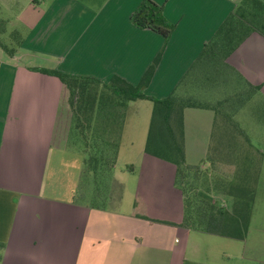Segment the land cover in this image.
Here are the masks:
<instances>
[{"label":"crops","instance_id":"0c3cea01","mask_svg":"<svg viewBox=\"0 0 264 264\" xmlns=\"http://www.w3.org/2000/svg\"><path fill=\"white\" fill-rule=\"evenodd\" d=\"M24 1L21 22L31 33L40 27L42 46L37 48L26 36L11 48L0 34V43L13 49L10 53L0 45V264H264V144L259 140L264 139L263 35L252 32L226 58L240 76L241 84L235 87L245 95L231 113L238 130L222 122L217 126L210 107L183 110L188 165H210V154L218 147L220 171L248 168L249 163L253 169V162L241 159L245 153L239 155L247 145L242 140H248L256 180L244 239L181 225L176 165L146 153L144 146L133 152L135 178L126 197L127 181L115 176V164L123 133L141 127L127 104L147 99L124 106L110 168L111 184L121 185L116 206L105 205L113 195H93L87 183L84 188L87 152L56 140L62 83L41 71L104 82L117 75L137 84L161 52L142 90L158 98L174 90L181 94L188 88L182 83L188 69L239 0H153L174 24L167 39L131 22L130 14L141 0H94V6L77 0L72 6L53 2L46 9L39 0ZM72 19L82 27L73 46L49 39ZM38 50L47 56L36 55ZM222 201L234 209V196Z\"/></svg>","mask_w":264,"mask_h":264},{"label":"rangeland","instance_id":"374dc122","mask_svg":"<svg viewBox=\"0 0 264 264\" xmlns=\"http://www.w3.org/2000/svg\"><path fill=\"white\" fill-rule=\"evenodd\" d=\"M77 1L94 6V0ZM244 1L239 0L237 6L242 7L246 17H251L254 13H257L251 4H244ZM53 2H61L71 6L76 3L75 0H39L37 4H41L46 9ZM25 4L24 0H0V19L5 22L4 32L1 34L4 33L6 35L3 37L6 38V40L4 39L5 43L9 41L8 47L16 46L17 42L26 36L32 38L29 42L37 45V48L42 46V41L37 36L40 27L31 33V30L26 28L21 22L25 19L21 12L23 6L25 9ZM6 19L7 21L9 20L10 25L8 27H6ZM259 21L264 23L261 20H257V22ZM73 22L74 19L70 20V23H67L65 27L54 30L49 39L53 41L54 39L59 40L61 45L65 44V47L68 48L73 46L82 29L81 26L79 27ZM13 32L18 33V35H13L15 34ZM36 55L47 56L42 50L36 51ZM187 84L188 88H185L184 92L181 93L182 95L194 91L197 97L189 96L190 98L197 103L217 109V126L222 122V125L227 124V128L238 130L236 122L231 118V113L237 106L242 104V101L244 102L245 95L238 92L239 86L235 87L241 83L240 78L233 71L225 67L218 59L214 61L201 59L188 76V79H186ZM230 84L231 88L226 89V85ZM247 89L249 90L250 88L246 86ZM100 90L102 94L99 100V107L94 111L93 125H87L82 115L77 119L74 113L75 110L68 101L62 105L56 124V140L62 138L69 147L76 148L75 146H79L87 152L84 168V172H86L83 180L84 188H87V185H85L87 183L88 186L90 185L89 188L93 195L94 193L100 196L107 193L113 195V199L110 197L109 202H106L105 205L116 206L121 192V185L116 181L111 184L110 175L112 173L110 168L114 163L125 105L121 106V103L118 100L111 99L105 90ZM127 105H130L128 112L136 116L141 126L136 133L133 126L130 127V130L127 128L126 132L123 133L120 153L115 164V176L121 181H127L126 197L128 198L130 195L128 193L130 182L135 178V175L131 174L133 152L136 147L145 146L153 105L148 100H138L133 104L130 102ZM255 121L258 122L257 120ZM130 140L133 144L129 143ZM259 140L264 144V139ZM254 142L256 146H260L256 140ZM242 143V145H247H244L243 150L240 148L239 155L245 153L241 159L253 162V169H251L252 165L249 163L248 168L246 166L244 168L241 165L238 170L220 171L218 168L220 156L217 147L210 154V158H212L210 165L206 167L200 165L198 168H183V171L181 170V175L177 178L180 186L177 187L182 194L181 225H184L185 221L189 225L205 228L210 215H213V222H222L230 225L231 214L235 211H240L241 203L251 199L254 191L253 185L256 180V170L254 169L256 161L254 156H252L253 154L249 152L248 140H242ZM97 159H99L98 163L95 162ZM225 196H234L233 211L228 210L222 204V198H225ZM101 202L100 200L99 203ZM210 206L213 208H210Z\"/></svg>","mask_w":264,"mask_h":264},{"label":"trees","instance_id":"16d2710c","mask_svg":"<svg viewBox=\"0 0 264 264\" xmlns=\"http://www.w3.org/2000/svg\"><path fill=\"white\" fill-rule=\"evenodd\" d=\"M244 4H251L257 13H254L251 17H246L242 11V7L236 5L217 28L214 35L204 44L199 55L188 69L184 82L182 81L183 84L185 83L186 85V79H188V76L201 59H208L210 61L218 59L225 67L229 68L240 78L235 69L226 63L227 56L252 32H258L264 36V23L257 22V20L264 22V0H245ZM130 20L136 27L150 29L162 35L165 39L168 38L174 27V24L164 17L162 5L153 0H141L130 14ZM4 28L5 22L0 19V34L4 32ZM13 33H15L13 35H18L16 32ZM17 43L19 44L20 40ZM0 45L10 53L13 51V49H8L2 42ZM160 56L161 52H158L137 84H131L117 75H113L107 82H104L92 76L71 75L58 70L41 69V71L54 75L61 81L60 108L68 101L70 106L75 110L76 118L78 119L82 115L87 125L91 124L94 111L99 107V100L102 94L100 89L105 90L111 99L118 100L121 106L137 99L150 100L153 107L144 151L174 163L176 165L175 184L180 187L177 178L181 175L182 169L198 168L196 165L186 164L184 159L183 110L186 107H210L217 115V109L197 103L190 98L189 96L197 97L194 91L182 95L174 90L167 96L161 98L146 95L142 88L149 83ZM257 88L258 86L253 87V89ZM98 160L95 162L98 163ZM252 197L249 201L241 203V205L239 203L241 209L231 214L230 225L223 224L222 222H213V215H210L205 228L197 225H189L185 221L183 226L223 236L244 239L248 229ZM210 208L213 207L210 206ZM2 248L3 245H0V254Z\"/></svg>","mask_w":264,"mask_h":264}]
</instances>
